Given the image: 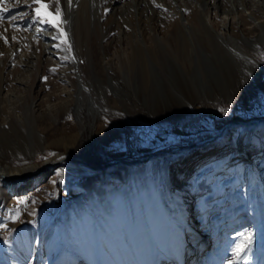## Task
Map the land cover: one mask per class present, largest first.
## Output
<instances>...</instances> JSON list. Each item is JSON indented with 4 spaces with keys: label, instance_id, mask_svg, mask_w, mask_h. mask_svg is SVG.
Wrapping results in <instances>:
<instances>
[{
    "label": "bare ground",
    "instance_id": "1",
    "mask_svg": "<svg viewBox=\"0 0 264 264\" xmlns=\"http://www.w3.org/2000/svg\"><path fill=\"white\" fill-rule=\"evenodd\" d=\"M107 1L110 4L124 2V0H43L47 6L41 7V17L58 25L55 28L38 21L35 16L37 5L33 4V0H19V3L17 0H6L5 6L9 11L0 12L4 16L0 21V43L2 39H8L4 34L7 30H10V33L13 31L18 40L27 39L31 47L39 46L46 41L53 42L51 36L46 40L44 31L47 30L52 31L54 37L60 38L63 43L56 41V45L66 49L71 59L70 67L64 71V74H75L79 80L76 91L77 102L74 107L76 117L80 120L81 113L86 110L91 126L98 115L108 112L106 102L108 95L127 97L120 81L110 76L111 68L108 62L103 70L109 74L108 83L96 78L94 82L86 83L83 78H80L79 67L87 61L91 29L97 32L99 28H104L102 20L107 13L104 8ZM189 1L148 0L146 4L142 3L140 8L150 7V21L142 22L140 25L141 36L144 37V32L150 31L166 52V59L161 62L152 54V63L158 71L163 73L162 79L169 81V86H164L169 94L177 95L188 103L195 102L201 91L214 95L215 100L221 98L225 100L231 96L236 85L246 79L247 74L253 75L255 68L258 67L254 58L255 49L264 47V0H243L244 7L250 13L249 15L245 11L240 13L242 25L239 28L235 24V17L222 16L219 23H214L209 15L210 11L207 12L208 14L202 11L199 23L194 20L192 10L185 8V12H188L187 25L195 31L196 40L208 62L204 73L197 63H194L193 45L186 39L180 42L170 35L172 28L178 26L171 19L175 2L186 4ZM217 1L202 0L205 8L203 10H209L210 6L215 9ZM57 8L61 10L59 16L54 15ZM12 17L16 19L12 20ZM214 18H217L216 13ZM168 21L170 23L167 24ZM35 22L36 25L39 24V32L35 33V30L33 34L31 33L32 24ZM147 42V45L152 47V43ZM118 43L120 48L124 47L125 53L124 60L118 62V72L121 75V81L131 88L135 58L133 54H130L132 53L130 49L127 51L131 45L129 36L119 34ZM114 44L116 43L109 40L104 46L111 49ZM22 49L20 47L19 50ZM44 56L49 62H57L56 55L51 52L48 45L44 50ZM31 59V57L28 58V61ZM143 59H141L142 70L147 82L149 72ZM2 128L5 129V126ZM19 128L27 139V142L25 141L27 148L23 150L27 149L29 157L34 158L39 151L44 150V147L39 144L42 136L34 129L28 116L20 122ZM252 128H255L254 132L251 131ZM220 129L219 135L204 138L197 148L179 149L168 155L151 154L156 156L149 159L147 158L150 155L146 156L140 162L131 165L124 162L122 164L125 166L114 176H111L106 169L97 171L90 169V164L85 160L69 162L71 166L82 168L86 172L104 173L105 171L100 179L101 185L95 187L86 184L85 195L77 199L64 222L60 226H55L51 234L48 232L49 218L44 213L39 215L35 225L37 237L34 259L27 264H43L48 252L52 257L48 264H56L58 258L62 256L67 258L69 264H104L106 258L118 264H160L162 261L166 264H264V165L258 163L264 158L257 159L259 152L264 150V139H262L264 138V119L260 122H247L232 117L221 123ZM1 134L3 133L0 132ZM252 134L254 140L258 142L256 145H253V142L249 143V137ZM4 138L3 143L0 142L4 145L2 150L18 151L20 149L16 144L17 139L13 141L11 137ZM211 148L215 149L193 160L191 165L197 166L208 161L217 164L218 161L228 157V161H234L236 164L241 162L245 166L246 188L238 197L242 205L236 208L237 210L233 209L227 217L229 220L234 218L242 208L244 210L242 214L246 217L250 228L252 243L240 259L235 256L226 261L221 259L222 251L215 250L216 243L219 241L218 244H220L219 229L214 231L209 226L202 227L204 220L195 218L198 208H192L191 203L194 202L192 190L186 188V185L178 186L179 183L175 185L171 181L172 164L169 160L181 155H195ZM67 159L63 158L58 162ZM58 162L46 161L40 169L26 165L18 170H12L0 162V202L6 186L16 195L29 188L28 186L34 183L35 179L42 180L47 170L55 168L51 165ZM42 169H44L43 173L38 174ZM257 169L259 172H256ZM182 176L188 175H180L181 178ZM113 179L123 186L112 190L107 189V184ZM192 189H199L197 182ZM216 220L214 224L218 223ZM233 227L234 222H231L228 228L234 229ZM139 228L146 241L143 248L138 236ZM26 234V231H23L21 237H14L6 245L0 246V264H22L21 258L26 255L28 248L26 249L21 240L28 235ZM178 234L190 237L187 246L189 258L184 259L179 256ZM119 250L123 251V256L119 255Z\"/></svg>",
    "mask_w": 264,
    "mask_h": 264
},
{
    "label": "rangeland",
    "instance_id": "2",
    "mask_svg": "<svg viewBox=\"0 0 264 264\" xmlns=\"http://www.w3.org/2000/svg\"><path fill=\"white\" fill-rule=\"evenodd\" d=\"M201 1L190 0L186 4L175 2L171 19L179 27H173L170 35L177 41L182 42L186 39L193 45L194 63H197L204 73L208 62L196 40L195 31L187 25L188 12H185V8L192 10L193 18L197 22L201 20L202 11L206 14L210 11L209 15L214 23H219L222 16L235 17L237 28L242 25L240 13L245 11L249 15L250 11L244 7L243 0L220 2L218 0L216 8L210 6L209 10H203L205 8ZM145 2L148 0H124L111 4L107 1L104 5L107 13L102 20L104 28H99L97 32L91 29L87 61L79 67L80 78L86 83L94 82L95 78L108 83L110 74L112 78L120 81L127 94V97L108 95L106 99L108 112L98 115L92 126L86 110L81 113L80 120L76 117L74 107L77 102L79 80L75 74H64L70 67L71 59L66 49L56 45L58 41L63 43L60 38L54 37L52 31L47 30L44 31L46 40L51 36L53 42L46 41L39 46L31 47L27 39L18 40L13 31L10 33V30H7V33H4L8 39H2L0 43L2 45H0V132L3 133L0 138L7 135L4 139L10 137L13 141L17 139L16 144L20 149L11 150L13 153L10 150H2L3 138L0 139V162L3 165L12 170L21 169L26 165L40 169L46 161L58 162L60 159L68 158L74 162L85 160L90 166L106 169L114 176L125 166L122 164L124 162H138L159 152L173 154L179 149L197 148L204 138L219 135L220 124L232 117L247 122H260L264 119V47L255 49L254 59L258 67L255 68L253 75L247 74V78L236 85L228 97L230 99L215 100L214 95L201 91L195 102H184L182 98L166 91L164 86H169V81L162 79L163 73L152 63V54L161 62L166 59V52L150 31L147 30L144 37L141 36L140 25L142 22L150 21V7L140 8L142 3L146 4ZM254 9L258 10L257 7ZM36 24V22L32 24L31 33L35 30V33L39 32V24ZM119 34L129 36L131 45L127 51L130 49L132 52L130 54L135 58L131 88L121 81L118 72V62L123 61L125 55L124 47L120 48L118 43ZM109 40L116 43L111 49L104 46ZM147 41L152 43V47L147 45ZM47 45L56 55V63L46 60L44 50ZM20 47L23 49L19 50ZM30 57L32 59L28 61ZM141 59L145 61L149 72L147 82L144 79ZM107 62L111 68L109 74L103 71ZM27 116L34 129L42 136L39 144L44 147V150L39 151L34 158L29 157L27 149L23 150L27 148V139L19 128L20 122ZM1 126H5L6 130ZM254 130L255 128L251 129L252 132ZM249 139V143L253 142V145L258 143L254 140L253 134ZM213 149L215 148L195 155L172 158L169 160L172 164L170 176L175 185L178 183V186L186 185V188L192 190L194 194L192 208H198L195 218L204 220L202 227L209 226L214 231L219 229L220 244L219 241L216 243L215 250L222 251L221 259L226 261L235 256L233 250L241 243L243 237L251 234L242 208L234 218L230 220L227 218L233 209L242 205L238 197L246 188V171L241 162L236 164L234 161H228V157L217 164L208 161L197 166L191 165L193 160ZM257 157L258 160L263 159L264 150H261ZM258 163L264 165V159ZM258 170L256 172H259ZM104 173L86 172L65 162L47 170L42 180L35 179L29 188L16 195L6 186L0 202V246L6 245L14 237H21L22 232L26 231L28 235L26 234L21 242L28 249L21 262L22 264L31 262L34 259L37 237L35 225L39 215L44 213L49 218L51 229L48 226V232L53 233V228L64 222L77 199L85 195L86 184L95 187L101 185L100 179ZM182 174L188 176L181 178ZM195 182L199 185L198 190L192 189ZM118 183L113 179L106 188L110 190L121 188L123 184ZM215 219L217 224H214ZM231 222H234V229L228 228ZM237 222L239 224H236ZM137 231L143 248L146 243L144 234L140 228ZM177 239L180 241L179 256L186 259L189 256L187 246L190 237L178 234ZM119 253L121 256L124 255L123 251L119 250ZM47 254L43 264H48L52 258L49 252ZM127 261L130 263L128 258ZM112 262L106 258L104 264H118ZM56 264L69 263L67 258L62 256L58 258ZM160 264L166 263L162 261Z\"/></svg>",
    "mask_w": 264,
    "mask_h": 264
},
{
    "label": "snow or ice",
    "instance_id": "3",
    "mask_svg": "<svg viewBox=\"0 0 264 264\" xmlns=\"http://www.w3.org/2000/svg\"><path fill=\"white\" fill-rule=\"evenodd\" d=\"M17 3H19V0H17ZM33 4L37 5L35 8V16L37 17L38 21L42 24H48L52 27H58V25L53 24L51 20L45 19L41 17V7H46L47 5L43 2V0H33ZM6 5V0H0V12H8L9 9ZM61 14V10L59 8L56 9L54 15L59 16ZM16 17H12V20H15ZM3 20V17L0 16V21ZM7 43V40H5ZM252 243L251 234H247L243 237L240 244H237L234 248V254L237 259L242 258V254L245 252V250L248 248V246Z\"/></svg>",
    "mask_w": 264,
    "mask_h": 264
},
{
    "label": "water",
    "instance_id": "4",
    "mask_svg": "<svg viewBox=\"0 0 264 264\" xmlns=\"http://www.w3.org/2000/svg\"><path fill=\"white\" fill-rule=\"evenodd\" d=\"M158 154H168V153H167V152H159ZM158 154H157V155H158ZM154 156H156V155H150L147 159L152 158V157H154ZM145 160H146V159H145ZM64 161H66V162H73V161L70 160V159H67V160H64ZM64 161H61V162H58V163H54V164L51 165V166H52V167H58V166H60ZM138 162H140V161H138ZM138 162H134V163H138ZM73 163H74V162H73ZM134 163H130L129 165L134 164ZM89 168L92 169V170H95V171L100 170V169H95V168H93L92 166H89ZM43 170H44V169H42L38 174L43 173Z\"/></svg>",
    "mask_w": 264,
    "mask_h": 264
}]
</instances>
